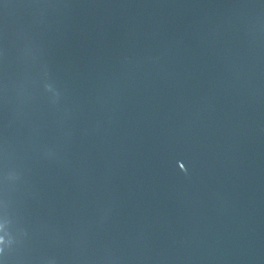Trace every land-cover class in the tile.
Returning a JSON list of instances; mask_svg holds the SVG:
<instances>
[{"label": "water", "instance_id": "95a60500", "mask_svg": "<svg viewBox=\"0 0 264 264\" xmlns=\"http://www.w3.org/2000/svg\"><path fill=\"white\" fill-rule=\"evenodd\" d=\"M0 264H264V0H0Z\"/></svg>", "mask_w": 264, "mask_h": 264}]
</instances>
